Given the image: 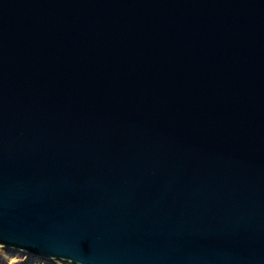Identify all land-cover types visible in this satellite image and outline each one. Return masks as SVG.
Here are the masks:
<instances>
[{"label":"water","instance_id":"95a60500","mask_svg":"<svg viewBox=\"0 0 264 264\" xmlns=\"http://www.w3.org/2000/svg\"><path fill=\"white\" fill-rule=\"evenodd\" d=\"M0 246L264 264V0H0Z\"/></svg>","mask_w":264,"mask_h":264},{"label":"rangeland","instance_id":"374dc122","mask_svg":"<svg viewBox=\"0 0 264 264\" xmlns=\"http://www.w3.org/2000/svg\"><path fill=\"white\" fill-rule=\"evenodd\" d=\"M0 264H70L45 258H37L32 255L7 249L0 246Z\"/></svg>","mask_w":264,"mask_h":264}]
</instances>
